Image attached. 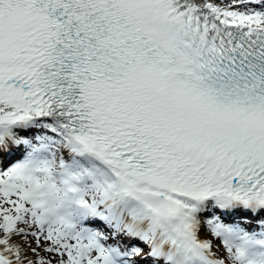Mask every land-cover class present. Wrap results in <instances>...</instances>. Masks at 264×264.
<instances>
[{"label": "snow or ice", "instance_id": "obj_1", "mask_svg": "<svg viewBox=\"0 0 264 264\" xmlns=\"http://www.w3.org/2000/svg\"><path fill=\"white\" fill-rule=\"evenodd\" d=\"M0 264H264V0H0Z\"/></svg>", "mask_w": 264, "mask_h": 264}]
</instances>
